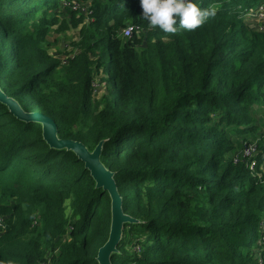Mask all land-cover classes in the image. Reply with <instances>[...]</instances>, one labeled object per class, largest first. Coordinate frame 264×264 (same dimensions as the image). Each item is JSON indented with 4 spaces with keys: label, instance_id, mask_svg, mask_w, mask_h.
I'll return each mask as SVG.
<instances>
[{
    "label": "trees",
    "instance_id": "16d2710c",
    "mask_svg": "<svg viewBox=\"0 0 264 264\" xmlns=\"http://www.w3.org/2000/svg\"><path fill=\"white\" fill-rule=\"evenodd\" d=\"M262 1L193 0L215 15L166 33L139 0H0L2 92L61 140L106 141L102 162L138 222L111 264H264V32L248 20ZM69 22L79 53L63 61L49 39ZM245 143L259 146L253 169L235 163ZM111 203L73 151L0 102V264H99Z\"/></svg>",
    "mask_w": 264,
    "mask_h": 264
},
{
    "label": "water",
    "instance_id": "95a60500",
    "mask_svg": "<svg viewBox=\"0 0 264 264\" xmlns=\"http://www.w3.org/2000/svg\"><path fill=\"white\" fill-rule=\"evenodd\" d=\"M0 102L7 105L10 112L19 120L40 124L43 127V137L52 148L73 151L85 163L86 169L91 172L97 188H103L104 191L109 192L112 202L110 235L107 243L99 250L97 260L99 264H111L112 255L117 252V247L122 239L124 226L138 222L124 213L123 200L118 192L114 173L108 170L102 162L101 158L106 141L100 142L93 151H90L81 142L59 139L58 128L52 118L42 113L25 112L19 103L6 96L1 88Z\"/></svg>",
    "mask_w": 264,
    "mask_h": 264
},
{
    "label": "clouds",
    "instance_id": "9594fccd",
    "mask_svg": "<svg viewBox=\"0 0 264 264\" xmlns=\"http://www.w3.org/2000/svg\"><path fill=\"white\" fill-rule=\"evenodd\" d=\"M139 3L149 26L166 33H176L178 27L195 30L215 15L214 10L201 9L193 0H139Z\"/></svg>",
    "mask_w": 264,
    "mask_h": 264
},
{
    "label": "rangeland",
    "instance_id": "374dc122",
    "mask_svg": "<svg viewBox=\"0 0 264 264\" xmlns=\"http://www.w3.org/2000/svg\"><path fill=\"white\" fill-rule=\"evenodd\" d=\"M253 9V7L251 8ZM257 9V6L255 7L254 11ZM69 20V18H68ZM248 20H251V16L248 14ZM68 29L66 31H64L62 34H53L52 37L49 39L50 41V47H49V52L50 54L58 59H62L63 61L68 57V55L73 56L76 53H79L78 51V43H79V32L78 30H75L71 27V23L69 22L68 24ZM99 81V79H98ZM94 88L96 89V92L98 93L97 96H100L102 94L101 90L102 88L95 84ZM100 93V94H99ZM257 125L259 126V128L261 126L264 125V116H260L258 121H257ZM264 126L262 128H260V132L263 131L264 132ZM246 143L244 144L242 150L239 152V154L237 155V157H242V151L245 147ZM258 150H259V146ZM258 155V152H257ZM235 158V163L238 164L240 161H248L249 160V156H247V160L243 159V158ZM236 160H238V162H236ZM66 215L67 217H69L71 215V208L69 206V204L66 207ZM261 233L264 234V224L263 227L261 228Z\"/></svg>",
    "mask_w": 264,
    "mask_h": 264
},
{
    "label": "built area",
    "instance_id": "2783aa9c",
    "mask_svg": "<svg viewBox=\"0 0 264 264\" xmlns=\"http://www.w3.org/2000/svg\"><path fill=\"white\" fill-rule=\"evenodd\" d=\"M65 7H71L74 11L80 9V6L78 4H65ZM87 9H82L83 13H86ZM249 15L251 16V19L255 21V28L256 30H258L259 32H264V1H262L258 6L257 9L254 11H250ZM139 32L140 29L139 27H129L127 29L124 30V34L126 37H130L132 35L133 32ZM258 145L256 143H246L243 151H242V157H237V158H243L245 160H247V156H249V160L250 162L253 163V165L251 166V169L254 168V162L256 160V158L259 156V150H258ZM258 152V155H257ZM236 162H238V160H236ZM251 163V164H252ZM6 229V223H5V219L3 217H0V232L5 231Z\"/></svg>",
    "mask_w": 264,
    "mask_h": 264
}]
</instances>
